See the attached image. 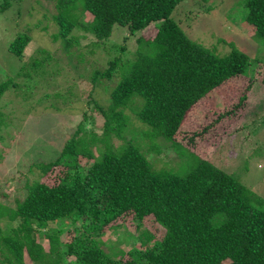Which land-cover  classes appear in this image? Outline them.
I'll return each mask as SVG.
<instances>
[{
    "label": "trees",
    "instance_id": "16d2710c",
    "mask_svg": "<svg viewBox=\"0 0 264 264\" xmlns=\"http://www.w3.org/2000/svg\"><path fill=\"white\" fill-rule=\"evenodd\" d=\"M54 1L58 31L53 37L62 38L65 48L78 44L79 36L70 34L74 28L104 41L115 27H125L130 37L136 35L135 49L129 57L124 45L114 44L107 53L118 54L85 76L90 93L101 86L99 97L107 95L106 104L94 105L104 119L101 134L85 130L84 114L54 160L29 163L27 172L38 176L27 180L23 198L5 202L8 191L1 187L0 264H264V199L174 138L185 116L199 110L204 118L209 102L223 109L212 95L225 90L227 104L232 96L228 81L252 75L264 61L235 46L221 55L192 40L173 17L181 0ZM18 2L0 0V13L13 5V16L19 15ZM242 6L244 24L252 26L255 39H264V0H243ZM26 29L8 44L17 57L32 38ZM41 52L46 56L32 61L31 69L38 71L50 59ZM77 56L84 60L83 53ZM9 83H0V94ZM260 83L264 86V70ZM70 86L75 89L73 81ZM239 105L241 100L232 103L225 114ZM8 116L0 106V160L20 138L11 132L19 124ZM134 120L146 126L144 136L155 146L144 143L145 153L129 134L124 136ZM240 125L245 126L243 120ZM3 126L11 134L1 133ZM157 137L178 152L176 166L155 168L162 152ZM150 150L156 154L152 159ZM81 156L91 160L85 169ZM56 166L61 169L53 181L41 182ZM105 227L122 230L123 236L106 242L99 236ZM128 228L136 234L130 236ZM64 233L72 236L62 239ZM133 238L129 249L117 247Z\"/></svg>",
    "mask_w": 264,
    "mask_h": 264
},
{
    "label": "rangeland",
    "instance_id": "374dc122",
    "mask_svg": "<svg viewBox=\"0 0 264 264\" xmlns=\"http://www.w3.org/2000/svg\"><path fill=\"white\" fill-rule=\"evenodd\" d=\"M242 1L181 0L173 17L192 40L215 53L222 55L231 46H235L251 59L264 61V39H255L252 26L244 24L247 11L242 6ZM54 4V0H20L14 4L20 9L19 15L13 16V5L0 13V83L7 79L12 81L0 94V106L5 116L9 115V122L19 124V129L14 126L10 128L13 136L18 134L20 137L13 149L0 160V198H4L1 187L5 186L8 193L2 200L7 203L13 204L15 199L23 198L27 180L30 183L37 178V173L27 172L29 163L54 160L72 135V127L75 128L83 120L84 114L85 130L101 134L104 119L94 105L95 101H99L101 105L106 104L107 95L99 97L101 86L95 87L90 93V82L85 76L95 66L103 69L107 58L114 53L118 54L114 49H110L109 55L107 53V48L114 44L124 45L129 57L135 49L136 35L130 37L125 27H115L109 39L104 41L74 28L70 34L79 36L78 44L65 48L62 38L53 37L58 31L57 23L52 19L56 13ZM26 28L32 30V38L22 56L17 57L9 51L8 44L17 33L28 32ZM145 32L149 33L148 30ZM42 50L49 53L50 59L41 63L38 71L31 69L29 65L32 61L36 59L41 62L46 56ZM78 53H83L84 60L77 56ZM21 66H26V70L21 71ZM263 70L264 66H256L251 77L231 78L226 84V90L232 95L231 101L224 104L225 90L219 92V95L213 94L214 103L220 105L222 101L223 109H217L209 102L204 118L199 110L193 114L194 117L185 116L174 138L180 146L210 160L264 199V86L260 83ZM71 81L75 89L70 86ZM84 85L86 90L81 91ZM223 89L225 88H220L219 91ZM239 100L242 108L225 114L230 110L231 104L235 106ZM89 114L95 122H91ZM242 120L245 126L240 125ZM1 129V133L11 134L6 127ZM145 130L143 123L134 120L132 130L124 133V136L129 134L128 137H132L133 143L139 144L144 153L149 149L144 143L154 146L144 136ZM155 142L162 148L155 168L160 169L163 164L167 167L176 166L178 152L171 143L162 137H157ZM147 153L149 159L156 156L151 150ZM79 162L82 169H85L91 160L81 156ZM60 169L58 166L54 167V171L46 175L51 177L41 178L40 181L52 182ZM125 223L128 225L130 222ZM133 231L134 229L128 228L130 236L136 234V230ZM71 236L69 233L66 237L64 233L61 238L69 239ZM99 236L106 242H114L123 236V231H112L105 227L104 233ZM132 241L136 240L133 238L131 243L117 247L127 250L135 244ZM46 242L44 239V243ZM107 249L111 247L107 246ZM67 258L71 260L73 256L69 255Z\"/></svg>",
    "mask_w": 264,
    "mask_h": 264
}]
</instances>
